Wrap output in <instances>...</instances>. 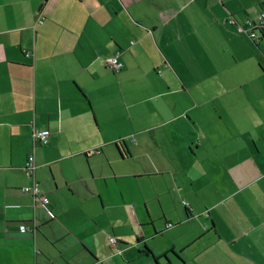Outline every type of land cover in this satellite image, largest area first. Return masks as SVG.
Instances as JSON below:
<instances>
[{"label": "crops", "instance_id": "crops-1", "mask_svg": "<svg viewBox=\"0 0 264 264\" xmlns=\"http://www.w3.org/2000/svg\"><path fill=\"white\" fill-rule=\"evenodd\" d=\"M263 15L0 0V264H264Z\"/></svg>", "mask_w": 264, "mask_h": 264}, {"label": "built area", "instance_id": "built-area-1", "mask_svg": "<svg viewBox=\"0 0 264 264\" xmlns=\"http://www.w3.org/2000/svg\"><path fill=\"white\" fill-rule=\"evenodd\" d=\"M229 23L236 26L237 27V30L240 32V33H247L253 40L259 42V39L256 40L255 38V30L256 29H259L261 32H262V36H263V33H264V15L262 16V20L261 22L256 26V25H253V29L251 28H246L245 25H240L234 18L230 19L229 20ZM247 24H250V22L248 21ZM261 36V37H262ZM256 42V43H257ZM105 65L107 67V69L110 71V72H113V73H118L120 72V70L122 69V63L120 61V53H117L113 56H109L105 59ZM50 131L47 130V129H44V130H35L34 133H33V140L36 144L40 145V146H47L49 145V139H50ZM36 165L34 163V157L33 156H29L28 157V163H27V166L25 168V172L26 174L29 176V177H32L34 174H35V171H36ZM23 192L25 193H30L37 201H41L43 204L45 205H48L49 204V199L48 197H46L42 192L41 190L39 189V187L37 185L35 186H32V187H24L22 189ZM185 204V203H184ZM168 228H171L173 227V224H168L167 225ZM28 227L25 226V225H22L20 227V231L22 233L28 231ZM109 242L110 243H114L116 244L117 243V240L116 238L114 237H110L109 238Z\"/></svg>", "mask_w": 264, "mask_h": 264}, {"label": "water", "instance_id": "water-1", "mask_svg": "<svg viewBox=\"0 0 264 264\" xmlns=\"http://www.w3.org/2000/svg\"><path fill=\"white\" fill-rule=\"evenodd\" d=\"M161 261L165 264H170V258L167 255L163 256Z\"/></svg>", "mask_w": 264, "mask_h": 264}, {"label": "trees", "instance_id": "trees-1", "mask_svg": "<svg viewBox=\"0 0 264 264\" xmlns=\"http://www.w3.org/2000/svg\"><path fill=\"white\" fill-rule=\"evenodd\" d=\"M262 40H264V33H263V36L260 38L259 41H262ZM254 42L256 43L257 41L254 40Z\"/></svg>", "mask_w": 264, "mask_h": 264}]
</instances>
